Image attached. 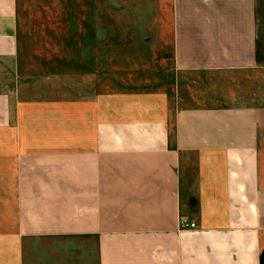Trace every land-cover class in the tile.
<instances>
[{
    "label": "crops",
    "instance_id": "obj_1",
    "mask_svg": "<svg viewBox=\"0 0 264 264\" xmlns=\"http://www.w3.org/2000/svg\"><path fill=\"white\" fill-rule=\"evenodd\" d=\"M21 2L0 0V264H264V0H108L142 30L157 5L164 79L103 93L22 76ZM79 32L81 67L116 58V29Z\"/></svg>",
    "mask_w": 264,
    "mask_h": 264
},
{
    "label": "rangeland",
    "instance_id": "obj_2",
    "mask_svg": "<svg viewBox=\"0 0 264 264\" xmlns=\"http://www.w3.org/2000/svg\"><path fill=\"white\" fill-rule=\"evenodd\" d=\"M100 1L87 4L78 0H22L19 35L22 76L51 73L69 76L70 80L65 88L70 92L76 90L78 79H83L79 82L85 91L100 93L110 87L140 89L159 86L164 78L158 61H162L163 55L148 49L151 46L146 48L142 45L146 32H156V26L153 25L156 21L152 17H156L157 5H149L150 20L144 21L148 27L142 30L140 26L143 21L133 16L135 11L142 9V5H112L108 0ZM93 13L96 15L92 16ZM98 15L100 20L97 19ZM96 25L101 33L99 43L105 45L109 41V29H116V58L112 60L111 57L110 60L109 52L102 48L99 60L97 57L90 59L85 67H81L77 61L78 43H92L96 37L84 36L83 39V33L79 31L96 28ZM110 32L114 33L113 30ZM125 47L134 51L120 50ZM87 54L94 55L93 52ZM40 86L44 88V84Z\"/></svg>",
    "mask_w": 264,
    "mask_h": 264
},
{
    "label": "built area",
    "instance_id": "obj_3",
    "mask_svg": "<svg viewBox=\"0 0 264 264\" xmlns=\"http://www.w3.org/2000/svg\"><path fill=\"white\" fill-rule=\"evenodd\" d=\"M182 228H184V229H195L196 228V224L192 223V222H189L186 219H183L182 220Z\"/></svg>",
    "mask_w": 264,
    "mask_h": 264
}]
</instances>
